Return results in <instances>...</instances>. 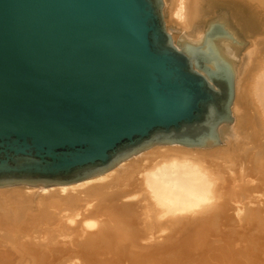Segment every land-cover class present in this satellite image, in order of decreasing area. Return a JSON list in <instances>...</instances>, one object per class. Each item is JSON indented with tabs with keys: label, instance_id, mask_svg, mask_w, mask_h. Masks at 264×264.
<instances>
[{
	"label": "water",
	"instance_id": "obj_1",
	"mask_svg": "<svg viewBox=\"0 0 264 264\" xmlns=\"http://www.w3.org/2000/svg\"><path fill=\"white\" fill-rule=\"evenodd\" d=\"M164 0H0V188L76 183L232 126L237 44L173 39Z\"/></svg>",
	"mask_w": 264,
	"mask_h": 264
},
{
	"label": "bare ground",
	"instance_id": "obj_2",
	"mask_svg": "<svg viewBox=\"0 0 264 264\" xmlns=\"http://www.w3.org/2000/svg\"><path fill=\"white\" fill-rule=\"evenodd\" d=\"M200 1L164 0L173 39L203 35ZM240 1L264 20V0ZM213 19L242 42L222 40L235 73L227 146H155L76 183L0 188L1 242L35 264H264V34L242 40L226 12Z\"/></svg>",
	"mask_w": 264,
	"mask_h": 264
},
{
	"label": "rangeland",
	"instance_id": "obj_3",
	"mask_svg": "<svg viewBox=\"0 0 264 264\" xmlns=\"http://www.w3.org/2000/svg\"><path fill=\"white\" fill-rule=\"evenodd\" d=\"M200 5L202 6V9H204L202 11H203V14L206 16V19H210L213 17L215 18L217 15L223 14V12L224 13L226 12L227 19L231 21L230 22L231 26L235 28L239 37L240 38L242 37L241 38L242 40L243 39L249 40L248 38L252 39L254 37V34L255 35L258 34L259 36H262L264 34V20L261 19L262 17L260 16L259 13L255 12L257 10H254L252 6L248 5L245 2H242L240 0H202L200 1ZM167 19H168V16L165 14L166 25H167ZM201 20L202 22L204 21L203 18ZM201 20L198 21L197 23H202ZM222 145L224 147L227 146L225 142ZM222 145L220 146L223 147ZM213 148L215 147H212L210 149H213ZM210 149L207 148L206 150H210ZM38 193L39 192L37 191V194ZM16 245L11 246V244L9 243L7 244V243H3L0 241V253L2 252V250H6L7 253L12 252L13 254L12 257L10 256L1 257L0 256V261L2 262V263L0 262V264H12V263L14 264H35V261L32 258L27 257L28 259L27 260L25 259L26 257H24L23 259V257H21V255L17 253L19 252L20 248L19 246H16ZM2 247L4 248L2 249ZM16 253L18 254L17 256L19 258H17ZM5 257H8V259ZM18 259L19 261H17ZM49 260L47 259L46 261H43L42 264H53ZM36 264H39V263L36 262Z\"/></svg>",
	"mask_w": 264,
	"mask_h": 264
}]
</instances>
